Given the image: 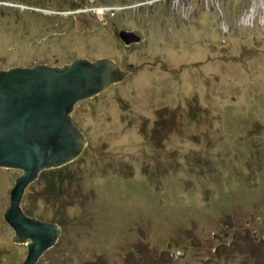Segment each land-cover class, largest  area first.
<instances>
[{
  "label": "rangeland",
  "instance_id": "rangeland-1",
  "mask_svg": "<svg viewBox=\"0 0 264 264\" xmlns=\"http://www.w3.org/2000/svg\"><path fill=\"white\" fill-rule=\"evenodd\" d=\"M84 58L130 73L76 105L65 186L26 190L61 227L37 264H264V0H0V70ZM21 174L0 167V264L28 257Z\"/></svg>",
  "mask_w": 264,
  "mask_h": 264
},
{
  "label": "water",
  "instance_id": "water-1",
  "mask_svg": "<svg viewBox=\"0 0 264 264\" xmlns=\"http://www.w3.org/2000/svg\"><path fill=\"white\" fill-rule=\"evenodd\" d=\"M128 45L142 37L123 30ZM124 71L113 59H76L64 66L38 64L0 70V167L20 169L11 190L5 219L15 229L13 241L28 243L23 264H37L54 247L61 227L28 215L27 188L45 170L63 167L83 153L86 135L73 119L76 105L122 81Z\"/></svg>",
  "mask_w": 264,
  "mask_h": 264
},
{
  "label": "trees",
  "instance_id": "trees-1",
  "mask_svg": "<svg viewBox=\"0 0 264 264\" xmlns=\"http://www.w3.org/2000/svg\"><path fill=\"white\" fill-rule=\"evenodd\" d=\"M68 165L69 164L60 168L45 170L41 173L40 177L42 179H46L48 187L51 188V192H55L57 189L63 188L67 182V179L71 178L72 172L69 170V168L67 169V167H69ZM26 212L29 215L31 214V211Z\"/></svg>",
  "mask_w": 264,
  "mask_h": 264
}]
</instances>
